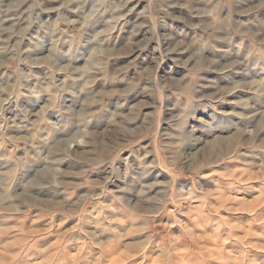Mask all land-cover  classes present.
<instances>
[{"label": "clouds", "instance_id": "obj_1", "mask_svg": "<svg viewBox=\"0 0 264 264\" xmlns=\"http://www.w3.org/2000/svg\"><path fill=\"white\" fill-rule=\"evenodd\" d=\"M0 264H264V0H0Z\"/></svg>", "mask_w": 264, "mask_h": 264}]
</instances>
